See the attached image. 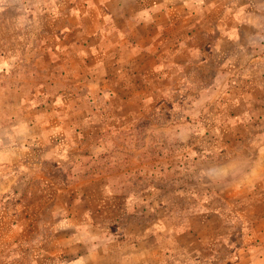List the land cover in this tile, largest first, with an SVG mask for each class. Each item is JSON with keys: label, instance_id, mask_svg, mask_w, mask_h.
<instances>
[{"label": "rangeland", "instance_id": "obj_1", "mask_svg": "<svg viewBox=\"0 0 264 264\" xmlns=\"http://www.w3.org/2000/svg\"><path fill=\"white\" fill-rule=\"evenodd\" d=\"M64 1L0 0V264H33L41 242L34 253L51 256L50 264H151L156 256H165L162 264H235L239 251L252 243L247 236L255 219L247 214L251 195L237 192V184L243 186L258 145L264 146V0H235L231 7L238 22L249 20L244 30L252 58L232 76L230 104L198 103L195 98L210 91L194 89L199 81L191 74L185 89L169 93L151 115L127 129L103 132L67 160L53 149L66 145L65 138L48 134L53 131L54 6ZM198 77L206 81L210 74ZM50 165L58 167L53 176L60 192L83 176L107 178L96 188L118 196L98 218L112 249L88 257L101 234L88 232V217L73 214L65 194L54 211L47 207L50 200L55 203L49 198L53 186L37 174ZM38 192L40 213L32 209ZM28 222V231L41 232L21 235L16 227ZM5 226L19 233L6 235ZM67 248L74 250L71 255ZM84 257L90 262L82 263Z\"/></svg>", "mask_w": 264, "mask_h": 264}, {"label": "crops", "instance_id": "obj_2", "mask_svg": "<svg viewBox=\"0 0 264 264\" xmlns=\"http://www.w3.org/2000/svg\"><path fill=\"white\" fill-rule=\"evenodd\" d=\"M234 3L235 0H65L54 6L57 14L53 17L54 84L50 111L53 122L49 123L53 131L48 134L65 138L67 142L53 147L57 153H63L64 158H58L67 160L74 151L92 146L95 137L105 135L103 132L127 129L128 125L151 115L165 104L169 93L185 89V79L191 74L190 79L195 76L193 80L199 81L197 85L194 83V89L205 87L210 91L206 97L195 98L198 103L217 104L218 99H223L230 104L227 89L232 76L243 72L252 58L247 49L250 38L244 30L249 20L238 22L233 17ZM202 74H210V79L203 81L198 77ZM49 135L46 137L50 138ZM81 141L84 143L81 146L73 145ZM261 144L257 147L255 167L245 174L247 179L241 181V188L237 184V192L251 195L247 214L255 219L250 222L251 236H247V241L252 243L239 251L235 264H264V146ZM7 161L2 164L6 166L10 162ZM52 165L37 174L53 186L49 198L55 203L50 200L47 207L54 211L53 207L60 205L56 202L62 201L65 194L73 203L70 205L73 214L88 217L85 221L88 232L101 234H98L101 240L98 247L89 248L88 257L101 255L103 248L112 249L110 242L103 240L104 226L98 218L111 210L108 202L118 196L96 188L106 185L107 178L83 176L69 186L61 180L66 187L60 192L53 176L58 167ZM35 196L36 205L32 209L37 208L40 213L42 196L40 192ZM29 223L17 226V231L25 237L41 232L40 228L28 231ZM2 230L6 235L19 233L8 226ZM46 245L53 247V239ZM42 246L43 242L33 250V264H50L53 259L38 258L40 254L34 251H41ZM73 251L67 248L65 253L71 255ZM85 259L82 258V263ZM164 259L165 256H156L151 262L162 264ZM86 261L90 262L88 258Z\"/></svg>", "mask_w": 264, "mask_h": 264}]
</instances>
